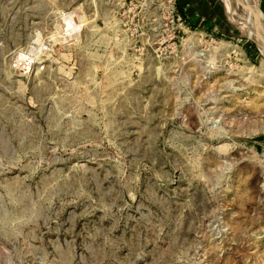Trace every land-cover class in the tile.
<instances>
[{
    "label": "rangeland",
    "instance_id": "374dc122",
    "mask_svg": "<svg viewBox=\"0 0 264 264\" xmlns=\"http://www.w3.org/2000/svg\"><path fill=\"white\" fill-rule=\"evenodd\" d=\"M231 1L220 29L0 0V264H264V48Z\"/></svg>",
    "mask_w": 264,
    "mask_h": 264
},
{
    "label": "crops",
    "instance_id": "0c3cea01",
    "mask_svg": "<svg viewBox=\"0 0 264 264\" xmlns=\"http://www.w3.org/2000/svg\"><path fill=\"white\" fill-rule=\"evenodd\" d=\"M178 8L183 16L192 17L200 19L203 23H207L210 26L219 27L224 29L225 21L223 20V12L226 14V10L221 7L219 0H178ZM241 2H246L249 0H239ZM257 1V0H256ZM256 7H261L264 15V0H258ZM254 16V11H253ZM262 17V16H261Z\"/></svg>",
    "mask_w": 264,
    "mask_h": 264
},
{
    "label": "bare ground",
    "instance_id": "6f19581e",
    "mask_svg": "<svg viewBox=\"0 0 264 264\" xmlns=\"http://www.w3.org/2000/svg\"><path fill=\"white\" fill-rule=\"evenodd\" d=\"M232 1L236 3V1H239V0H232ZM232 1H231V2H232ZM251 2H252V1H251ZM244 3H246V2H244ZM248 3H249V5H248V7L246 8V12H247V9H248V10H252V11H254V13L259 14L260 17H261L262 15H261L260 9L257 8L256 5H254V4H252V3H250V2H248ZM249 15H250V14H249L248 12H247V16L242 15V16H243V19H242V25L248 29L249 34H253V33H251V31H250V30H251V29H250V24L248 23ZM253 26H254V28H255V35H256V37H257L256 40L259 41L260 47H261V48H264V47H263L264 44H262V43H264V29L261 28V27H259V26H255L254 21H253ZM257 35H258V36H257Z\"/></svg>",
    "mask_w": 264,
    "mask_h": 264
},
{
    "label": "water",
    "instance_id": "95a60500",
    "mask_svg": "<svg viewBox=\"0 0 264 264\" xmlns=\"http://www.w3.org/2000/svg\"><path fill=\"white\" fill-rule=\"evenodd\" d=\"M236 6L241 10V12L244 16H247V12H246V8L248 7L247 3H244L241 1H236ZM253 21H254L255 26H259V27L264 29V22H263V20L259 14H257V13L254 14ZM262 44H264V43H262ZM263 47H264V45H263Z\"/></svg>",
    "mask_w": 264,
    "mask_h": 264
},
{
    "label": "built area",
    "instance_id": "2783aa9c",
    "mask_svg": "<svg viewBox=\"0 0 264 264\" xmlns=\"http://www.w3.org/2000/svg\"><path fill=\"white\" fill-rule=\"evenodd\" d=\"M182 18H183L182 15H180V14L177 15V20H180ZM183 20H185V19L183 18ZM64 31L67 32L66 33L67 35H70L73 32V26H72V24L70 23V24L65 25L64 26ZM45 50H47V48H45Z\"/></svg>",
    "mask_w": 264,
    "mask_h": 264
}]
</instances>
